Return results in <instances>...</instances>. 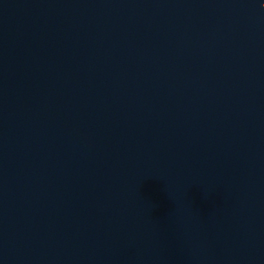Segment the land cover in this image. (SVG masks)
I'll return each mask as SVG.
<instances>
[{
    "label": "water",
    "instance_id": "water-1",
    "mask_svg": "<svg viewBox=\"0 0 264 264\" xmlns=\"http://www.w3.org/2000/svg\"><path fill=\"white\" fill-rule=\"evenodd\" d=\"M0 264H264V0H0Z\"/></svg>",
    "mask_w": 264,
    "mask_h": 264
}]
</instances>
